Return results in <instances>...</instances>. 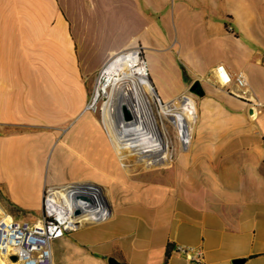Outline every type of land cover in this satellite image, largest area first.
<instances>
[{
    "label": "crops",
    "instance_id": "obj_1",
    "mask_svg": "<svg viewBox=\"0 0 264 264\" xmlns=\"http://www.w3.org/2000/svg\"><path fill=\"white\" fill-rule=\"evenodd\" d=\"M136 45L163 101L204 91L189 149L142 172L86 110L97 71ZM219 63L262 105L209 80ZM71 183L101 186L110 215L53 239V264H190L178 244L264 264V0H0V207L35 222L44 189Z\"/></svg>",
    "mask_w": 264,
    "mask_h": 264
},
{
    "label": "built area",
    "instance_id": "obj_2",
    "mask_svg": "<svg viewBox=\"0 0 264 264\" xmlns=\"http://www.w3.org/2000/svg\"><path fill=\"white\" fill-rule=\"evenodd\" d=\"M228 30L231 31L233 28L228 26ZM126 54H132L136 57L137 61L134 67H142L134 75L138 82L147 79L152 83L142 46L136 45L115 52L97 71L86 105V110L99 113L102 123H104L106 109L112 102L118 86L122 84V87L126 89L135 84L134 78L126 77V84L123 85V73L121 75L118 73L126 70L125 67L121 66L122 64L119 63L118 59L119 56ZM208 79L224 87L230 94L247 101L255 109L262 105L243 71L232 73L225 64L219 63L211 69ZM150 97L153 101L151 105L157 112L168 107L174 114L181 116V124L186 130V135L182 136L178 124L177 126L174 123L172 125L181 148L187 151L199 116L194 94L188 91L172 101L165 102L154 88ZM123 114L125 116L124 110ZM171 117L173 122L175 118L178 121V117L175 115ZM171 117L168 118L170 122H172ZM169 159L164 157L161 164L157 166L166 164ZM110 210L109 205L103 199V190L99 185L71 183L47 186L43 194V211L35 222L12 216V220L2 227L0 231V264H4L5 261L9 264H53L51 249L53 239L77 231L84 225L104 221L109 217ZM77 211L79 212L77 213ZM176 250L186 254L190 264H211L200 250L195 251L194 248L183 244H178ZM13 255L17 256L16 260L12 259Z\"/></svg>",
    "mask_w": 264,
    "mask_h": 264
},
{
    "label": "bare ground",
    "instance_id": "obj_3",
    "mask_svg": "<svg viewBox=\"0 0 264 264\" xmlns=\"http://www.w3.org/2000/svg\"><path fill=\"white\" fill-rule=\"evenodd\" d=\"M118 59L121 66L126 68V70L118 72L120 75L123 73V85L126 84V77L134 78L135 84L126 89L122 87V84L118 86L112 102L106 109L103 124L126 169H128V164L125 159L131 156H136L145 167L161 164L164 157L168 159L170 148V136L166 122L169 116L178 117V121L175 118L174 122L171 117V123L176 126L178 124L182 136H185L186 130L181 124L182 118L174 114L168 107L157 112L151 105L153 101L150 95L153 93L154 87L147 79L138 82L134 76L142 69L140 66L134 67L137 61L136 57L126 54L119 56ZM123 110L130 112V119L124 116ZM103 199L109 205V198L104 190ZM11 220L12 216L0 207V231ZM4 264L9 263L5 261Z\"/></svg>",
    "mask_w": 264,
    "mask_h": 264
},
{
    "label": "rangeland",
    "instance_id": "obj_4",
    "mask_svg": "<svg viewBox=\"0 0 264 264\" xmlns=\"http://www.w3.org/2000/svg\"><path fill=\"white\" fill-rule=\"evenodd\" d=\"M51 1L52 2L49 3L50 2L49 0H42V8H43V10L44 9H49L50 7L51 8L56 7L59 10V12H62V10H64L65 0H63L62 2L60 0H51ZM147 57H148V66L151 67V64L149 62V58L153 59V57L151 56V53H150V56L148 54ZM166 123L168 125L167 128L169 130V136H170V143H169L170 150H169V156H168V159L170 157L169 161H167V163L162 165V166L155 165V166H151V167L150 166L149 167H145L142 163H140L141 161H139V159L136 156H131V157H128V158L125 159L126 163L128 164V169L129 170L141 171L142 172V171H145V170L146 171L157 170V169H160L162 167L169 166L171 163L174 162V160L176 159V157H177V155L179 153L185 151V150H183L181 148L180 142L175 136V129H174V126L172 125V123L170 122V119ZM121 162L123 164L122 160H121Z\"/></svg>",
    "mask_w": 264,
    "mask_h": 264
},
{
    "label": "water",
    "instance_id": "obj_5",
    "mask_svg": "<svg viewBox=\"0 0 264 264\" xmlns=\"http://www.w3.org/2000/svg\"><path fill=\"white\" fill-rule=\"evenodd\" d=\"M190 91H191L192 93L202 95V94L204 93V91H203V88H202L201 82L198 81V80L194 81L193 84H192L191 87H190ZM124 112H125V117H126L127 119H130V118H131V114H130V112H129L128 110H124ZM110 209H111V208H110ZM78 212H79V211H77V213H78ZM12 259H13V260H16V259H17V256H16V255H13V256H12ZM242 262H243V260H242V259H239V260H237V261L235 262V264H241Z\"/></svg>",
    "mask_w": 264,
    "mask_h": 264
},
{
    "label": "trees",
    "instance_id": "obj_6",
    "mask_svg": "<svg viewBox=\"0 0 264 264\" xmlns=\"http://www.w3.org/2000/svg\"><path fill=\"white\" fill-rule=\"evenodd\" d=\"M182 68H183V71L186 72V69H185L184 65H182Z\"/></svg>",
    "mask_w": 264,
    "mask_h": 264
}]
</instances>
